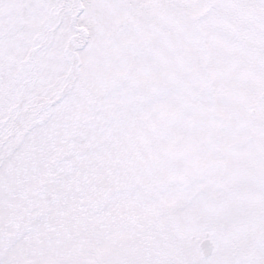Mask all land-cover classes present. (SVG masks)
<instances>
[{
	"label": "snow or ice",
	"instance_id": "1",
	"mask_svg": "<svg viewBox=\"0 0 264 264\" xmlns=\"http://www.w3.org/2000/svg\"><path fill=\"white\" fill-rule=\"evenodd\" d=\"M0 264H264V0H0Z\"/></svg>",
	"mask_w": 264,
	"mask_h": 264
}]
</instances>
